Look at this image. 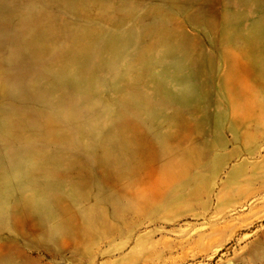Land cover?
I'll return each mask as SVG.
<instances>
[{
	"label": "rangeland",
	"instance_id": "rangeland-1",
	"mask_svg": "<svg viewBox=\"0 0 264 264\" xmlns=\"http://www.w3.org/2000/svg\"><path fill=\"white\" fill-rule=\"evenodd\" d=\"M0 264H264V0H0Z\"/></svg>",
	"mask_w": 264,
	"mask_h": 264
}]
</instances>
